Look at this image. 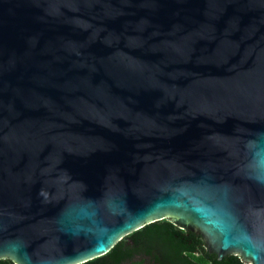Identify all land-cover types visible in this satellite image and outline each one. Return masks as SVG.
<instances>
[{"label":"water","instance_id":"95a60500","mask_svg":"<svg viewBox=\"0 0 264 264\" xmlns=\"http://www.w3.org/2000/svg\"><path fill=\"white\" fill-rule=\"evenodd\" d=\"M165 218L264 264V0H0V259Z\"/></svg>","mask_w":264,"mask_h":264},{"label":"trees","instance_id":"16d2710c","mask_svg":"<svg viewBox=\"0 0 264 264\" xmlns=\"http://www.w3.org/2000/svg\"><path fill=\"white\" fill-rule=\"evenodd\" d=\"M248 264L234 254L218 259L204 238L168 218L130 233L106 254L81 264ZM0 264H15L0 259Z\"/></svg>","mask_w":264,"mask_h":264},{"label":"flooded vegetation","instance_id":"af4514ba","mask_svg":"<svg viewBox=\"0 0 264 264\" xmlns=\"http://www.w3.org/2000/svg\"><path fill=\"white\" fill-rule=\"evenodd\" d=\"M148 264H150V263H148Z\"/></svg>","mask_w":264,"mask_h":264}]
</instances>
